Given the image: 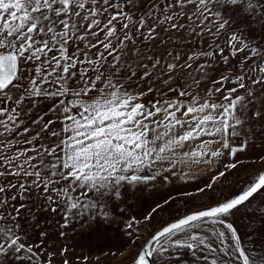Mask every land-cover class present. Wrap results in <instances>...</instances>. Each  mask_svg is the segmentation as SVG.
Masks as SVG:
<instances>
[{
	"label": "snow or ice",
	"instance_id": "obj_1",
	"mask_svg": "<svg viewBox=\"0 0 264 264\" xmlns=\"http://www.w3.org/2000/svg\"><path fill=\"white\" fill-rule=\"evenodd\" d=\"M257 29L264 0H0V264H52V231L103 233L160 162L226 153L198 188L215 191L249 136L264 139ZM174 202L123 221L127 234ZM159 223L130 264H264V244L246 246L264 229V169Z\"/></svg>",
	"mask_w": 264,
	"mask_h": 264
},
{
	"label": "rangeland",
	"instance_id": "obj_2",
	"mask_svg": "<svg viewBox=\"0 0 264 264\" xmlns=\"http://www.w3.org/2000/svg\"><path fill=\"white\" fill-rule=\"evenodd\" d=\"M251 35L256 43L264 45V29H257ZM262 156H264V139L249 136V147L246 153H238L235 158L239 162L238 168L227 174L226 178H221L214 186L215 191L198 192V188L204 187L205 181L208 180L175 183L156 182V184L164 185L168 188H164L165 191L161 193L162 198L155 199V203L160 202L163 204V199L169 196L174 198L175 202L172 203L171 207L165 206V210L160 213V216L153 219L147 229L140 225L134 226L139 228V232L144 233V235H139L136 232H132L131 235L127 234L123 222L115 223L112 226L114 227L113 234L111 233L113 230L109 228L107 229L109 232L104 231L100 234H81L79 230L74 232L69 230L68 235L64 237H60L56 235L55 231H52L49 238L45 241L43 250L53 254L52 264H62V259H67L70 264H130L132 253L139 251L141 244L148 234L161 225L159 221H168L184 213L187 209H194L198 205L213 203L215 200L229 196L233 191H238L243 187L252 173L263 169L264 162L260 159ZM231 162H233V159ZM185 193L189 195H185ZM210 196L214 197L215 200H209ZM243 216V209L236 213L237 226L242 234L245 232L243 227L245 220L242 219ZM94 235H100L104 238L102 239L104 248L99 249L104 251L102 254L92 253L93 248L85 244L86 238L93 237ZM261 244H264V229L250 236L246 246L249 248H259ZM61 249H67V253L63 258L59 255ZM84 257L88 258L87 261L84 260Z\"/></svg>",
	"mask_w": 264,
	"mask_h": 264
},
{
	"label": "crops",
	"instance_id": "obj_3",
	"mask_svg": "<svg viewBox=\"0 0 264 264\" xmlns=\"http://www.w3.org/2000/svg\"><path fill=\"white\" fill-rule=\"evenodd\" d=\"M198 143L199 141L192 142L190 145L180 150V155H182L183 152H190L195 149ZM232 159L233 158L229 157L226 153L222 154L218 158H213L209 163L195 162L186 159L183 163H178L174 170L167 172L163 170L170 168L169 162L163 161L158 163L154 168L156 172L160 173L157 180L144 187L142 191H137L135 196L130 197L127 202L122 205L126 208V212L124 213L122 220L117 223L126 221L129 217H136L137 220H143V216L147 213V211L156 204L155 199H161V193L165 191L164 188H168L167 186L156 184V182H165L161 177L167 176V182L173 183L209 180L212 175L218 173L219 171H223L225 169L224 165L230 163ZM109 229L113 230L114 227H110ZM106 231L109 232V230ZM111 233L113 234L114 230L111 231ZM102 239L104 238L100 235L87 237L85 244H87L90 248H93L92 253L102 254L104 251L99 250L104 248Z\"/></svg>",
	"mask_w": 264,
	"mask_h": 264
},
{
	"label": "water",
	"instance_id": "obj_4",
	"mask_svg": "<svg viewBox=\"0 0 264 264\" xmlns=\"http://www.w3.org/2000/svg\"><path fill=\"white\" fill-rule=\"evenodd\" d=\"M263 169H264V167H263ZM184 213H185V212H184ZM184 213H181L180 215H182V214H184ZM168 221H169V220H168ZM160 226H161V225H160ZM160 226H159V227H160ZM159 227H158V228H159ZM158 228H156L155 230H157ZM155 230H154V231H155ZM154 231H153V232H154ZM147 238H148V236L144 239V241H145ZM144 241H143V242H144ZM139 249H140V248H139Z\"/></svg>",
	"mask_w": 264,
	"mask_h": 264
}]
</instances>
